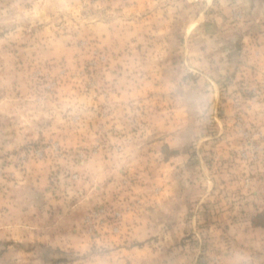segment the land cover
Instances as JSON below:
<instances>
[{"label":"rangeland","instance_id":"1","mask_svg":"<svg viewBox=\"0 0 264 264\" xmlns=\"http://www.w3.org/2000/svg\"><path fill=\"white\" fill-rule=\"evenodd\" d=\"M0 264H264V0H0Z\"/></svg>","mask_w":264,"mask_h":264}]
</instances>
